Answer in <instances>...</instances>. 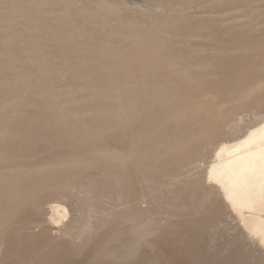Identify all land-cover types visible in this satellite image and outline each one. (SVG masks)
I'll return each instance as SVG.
<instances>
[{"label":"rangeland","instance_id":"374dc122","mask_svg":"<svg viewBox=\"0 0 264 264\" xmlns=\"http://www.w3.org/2000/svg\"><path fill=\"white\" fill-rule=\"evenodd\" d=\"M151 1L176 10L142 24L104 21L98 0H0V264H261L166 174L195 132L212 126L209 150L233 136L228 113L211 121L195 102L235 104L242 129L264 115V92L240 96L264 75V0ZM165 187L187 205L170 206ZM56 202L68 215L53 222Z\"/></svg>","mask_w":264,"mask_h":264},{"label":"bare ground","instance_id":"6f19581e","mask_svg":"<svg viewBox=\"0 0 264 264\" xmlns=\"http://www.w3.org/2000/svg\"><path fill=\"white\" fill-rule=\"evenodd\" d=\"M56 1L61 2L64 0ZM131 2L130 0H98L101 6L100 9L103 13L102 17L104 21L108 22L114 21L116 16L121 12H131L134 15L138 13L139 15L144 14L149 17V19H141V23L145 24L151 22L152 19H154L152 15H155L162 7L163 10L168 13L171 12V10H176V8L173 7L172 1L163 4L162 2L143 0L142 2H136L135 5ZM186 4L187 0L180 5V9ZM184 8H186V6ZM136 36L141 35L136 33ZM197 63L198 64L194 66L197 69L201 70L206 67L204 63L199 61ZM161 64L163 63H160L158 59L153 60L152 70ZM169 68V71L175 68L174 58L171 59ZM148 69L149 63L143 69L141 67V72L146 73ZM173 72L177 73L178 69H173ZM128 73L129 69L124 75V81L130 80L127 79ZM186 78H191V76H187ZM127 91H130V89H126V92ZM263 92L264 75H262V78L257 82L249 87H245L240 96L249 98L253 94H261ZM151 93H156V90H151ZM151 93L147 96L144 95L142 98H147L148 100L151 96H154ZM241 97L239 98L241 99ZM207 103L208 102L203 99L194 104L198 107L197 109L210 114L211 121L220 120L225 116L222 123L223 125L227 123V125H229V118L232 117L231 120L234 119L235 121L229 126V131L233 136L227 139L225 138L226 140L220 142L212 151L209 150V147L213 140L211 138H214V135L209 137L210 135L208 134L210 131L213 132V130H211L212 126L210 128L206 126L202 132H195L198 145L194 147L196 149L193 150L194 152L192 151L193 154H191L190 157L187 155L186 158L179 159L176 166L179 167L178 171L174 173L169 172L166 175L178 182L180 186L186 187L184 189H186V191L189 190L192 196L202 198L201 202H208L210 200V210H214L213 216L217 219L215 220L216 225H213L214 229L219 228L221 224L225 223L226 227L223 234L229 239V245L235 247L239 254H243L244 256H246L249 251H258L262 257L261 264H264V115H255L254 121L249 123L245 129H242L240 128V123L243 121V117L237 118L240 111L234 107L235 104L232 106L227 103L226 100H219L216 97H212L211 105ZM224 113H228L230 117H226V115L221 117ZM34 117L36 116L34 115ZM204 143L210 146L205 148L203 145ZM209 152L211 153V159L207 163H204V159L208 157L207 155ZM131 153L136 155L138 151L133 150ZM164 191L165 193H163V195L166 197L165 199L169 200L170 206L178 208L182 205H187L185 202L182 203L184 200L181 199L183 196H180L181 191L171 192V189L166 187ZM135 198L139 199L140 197ZM138 207L139 206L134 210L133 219L141 218V211L137 210ZM50 209V219L53 222L60 221L68 215V208L63 202H56V204L50 206ZM133 248H135V252H137V239L133 243L124 244L121 248V253L126 256ZM244 259L246 260V257H244ZM236 260L240 261L239 259Z\"/></svg>","mask_w":264,"mask_h":264}]
</instances>
